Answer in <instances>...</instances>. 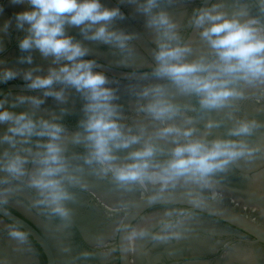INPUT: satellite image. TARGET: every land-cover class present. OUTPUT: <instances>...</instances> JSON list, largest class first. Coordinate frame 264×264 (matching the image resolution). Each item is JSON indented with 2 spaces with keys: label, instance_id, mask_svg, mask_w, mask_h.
<instances>
[{
  "label": "clouds",
  "instance_id": "clouds-1",
  "mask_svg": "<svg viewBox=\"0 0 264 264\" xmlns=\"http://www.w3.org/2000/svg\"><path fill=\"white\" fill-rule=\"evenodd\" d=\"M264 5V0H260ZM12 3H27L28 8L13 13L16 27L24 29L27 34L19 41L22 51L36 49L43 57H52L58 67H49L44 75H33L30 70L23 73V78L32 90H43L45 96L64 100V91L54 90V84L71 86L81 93L84 104V118L79 122L83 134L77 132L72 137L74 144H83L86 154L83 163L92 168L94 173H111L112 179L119 186L143 184L146 180L159 181L164 187H175L178 183L195 185L199 189L210 188L211 178L217 173L226 172L231 164L251 158L258 150L243 139L197 137L194 127H179L167 121L174 119L180 107L167 98L162 84H149L141 88L139 96L146 99L141 111L153 120L160 122L155 135L160 139H171L174 145L167 159L157 161L156 155L162 149L150 140L127 153V160L117 163V150L128 149L139 144L141 136L131 129L124 131L119 122L118 105L114 89L107 87L108 77L94 70L96 62L82 59L87 48L71 36L65 35V26L74 25L81 28L87 39L115 44L120 50L128 47L132 35L108 27V22L123 13L118 7H103L100 0H12ZM159 0H144L138 10L147 16L146 24L157 34L154 58L156 64L152 75L167 79L183 95H195L202 110H218L228 107L230 101L242 96L238 85L264 83V28L258 27L259 21L249 18L241 21L237 16L229 17L211 8H199L193 11L190 23L199 28V35L206 40L212 52L188 60L193 49L181 42L176 23L166 11L153 12ZM264 11V7L261 9ZM0 11L3 6L0 5ZM246 16V11L238 13ZM9 23L4 21L3 30L8 31ZM91 30V31H90ZM31 63L32 57L21 58ZM63 61V63H60ZM17 76L12 69L0 71V83H7ZM26 101L35 106L43 103L40 97L17 95L9 103L24 104ZM5 101L0 98V123L7 122V130L0 134V142H6L12 148L17 146V138L23 143H31V138L46 137L40 144L41 151L31 157V163L37 167L29 171L25 165L29 157L19 152L5 150L0 158V171L7 173L0 177V184H9L12 180H22L27 176V187L35 190L34 206L44 208L48 215L70 222L72 209L67 205L75 202V195L69 189L81 183L80 165L70 170L63 146L58 142L64 126L57 120L33 118L28 113L13 112L5 108ZM191 124V119L187 120ZM218 121L209 120L206 127H219ZM257 127L255 121L241 119L228 130V137H246ZM31 151V149H25ZM163 190V189H162ZM11 188L0 189V205L7 203V192ZM189 202L199 206L203 202L202 194L189 191ZM163 223V233L151 234L155 241H167L180 238L179 232L168 233L170 222ZM133 235L145 237L146 229H132ZM9 236L24 243L27 233L18 226H10ZM87 257L88 253H82Z\"/></svg>",
  "mask_w": 264,
  "mask_h": 264
}]
</instances>
